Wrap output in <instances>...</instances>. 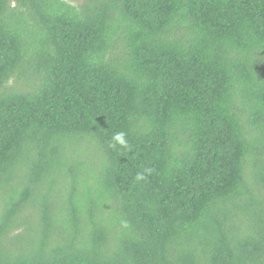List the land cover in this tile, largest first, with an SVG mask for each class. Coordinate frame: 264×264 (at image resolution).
Returning <instances> with one entry per match:
<instances>
[{
  "label": "trees",
  "instance_id": "trees-1",
  "mask_svg": "<svg viewBox=\"0 0 264 264\" xmlns=\"http://www.w3.org/2000/svg\"><path fill=\"white\" fill-rule=\"evenodd\" d=\"M0 264H264V0H0Z\"/></svg>",
  "mask_w": 264,
  "mask_h": 264
},
{
  "label": "rangeland",
  "instance_id": "rangeland-1",
  "mask_svg": "<svg viewBox=\"0 0 264 264\" xmlns=\"http://www.w3.org/2000/svg\"><path fill=\"white\" fill-rule=\"evenodd\" d=\"M65 1H67V2H69V3H71V4H73V5H77V3L80 1V0H65ZM19 78H20V80L19 81H16L15 79H13L9 84H8V86H7V88H15V86L17 87V82H18V87H17V89H20L21 90V88H24V86H26V83L27 82H30L31 81V79H33V78H35V75L32 73V71L31 70H29V69H24L21 73H20V75H19ZM25 89H26V87H25ZM24 89V90H25Z\"/></svg>",
  "mask_w": 264,
  "mask_h": 264
},
{
  "label": "clouds",
  "instance_id": "clouds-1",
  "mask_svg": "<svg viewBox=\"0 0 264 264\" xmlns=\"http://www.w3.org/2000/svg\"><path fill=\"white\" fill-rule=\"evenodd\" d=\"M112 146L116 147L117 145L128 148L129 145L127 144V141L125 140V134L123 132L117 133L112 137ZM137 179H142L140 175H137Z\"/></svg>",
  "mask_w": 264,
  "mask_h": 264
}]
</instances>
